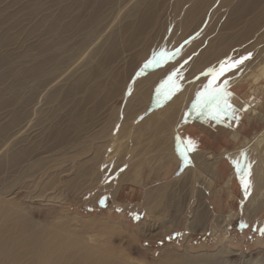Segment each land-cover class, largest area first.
<instances>
[{"label": "bare ground", "instance_id": "1", "mask_svg": "<svg viewBox=\"0 0 264 264\" xmlns=\"http://www.w3.org/2000/svg\"><path fill=\"white\" fill-rule=\"evenodd\" d=\"M11 1L19 5L25 38L18 41L12 30V36L0 38V82L7 81L0 83V264H129L100 246L105 240L75 236L31 204L59 199L58 189L93 188L114 131L116 146L126 135L133 143L150 123L161 133L155 146L173 148L165 141L172 135L169 126L180 119L178 101L189 105L222 66L246 57L219 77L249 68L255 71L252 83L264 89V0ZM168 86L176 94L172 101L162 99L135 123ZM252 113L264 122V113L256 108ZM153 133L142 135L153 139ZM260 144L264 130L256 137V147ZM203 156V166L212 168L209 159L217 157L196 155L200 166ZM106 163L110 169L111 161ZM136 164H126L119 179ZM164 191L153 189L156 196ZM263 195L262 186L246 205L256 204L255 210ZM150 197L147 217L137 227L145 239L176 228L183 215L180 199L157 209ZM207 213L197 197L184 226L203 230ZM223 217L216 221L225 229ZM211 227L216 236L218 229ZM229 250L220 247L170 264H247L243 258L229 262Z\"/></svg>", "mask_w": 264, "mask_h": 264}, {"label": "rangeland", "instance_id": "2", "mask_svg": "<svg viewBox=\"0 0 264 264\" xmlns=\"http://www.w3.org/2000/svg\"><path fill=\"white\" fill-rule=\"evenodd\" d=\"M16 4L11 0H0V17L5 19L0 23L1 39L12 35L18 41L25 38L21 31L24 30L22 17L20 19L22 13H18L19 5ZM6 14L9 15L8 18ZM9 30L13 31L12 35ZM254 73V70L247 68L246 71L239 70L234 75L223 78L224 80L219 76L215 79L208 78L205 80L206 88L203 85L202 92L190 99L189 105H186L187 100L180 99V119L175 125L169 126L172 135L168 131L165 141L173 142V148H164V144L155 146L161 133L152 128L150 123L143 125L141 136L138 135L139 138L133 140L134 144L130 143L132 141L126 135L116 146L114 131L106 149L105 161L100 165L103 172L93 188L58 189L55 196L59 199L34 201L30 204L45 213L52 224L64 227L75 236L86 233L90 238L105 240L106 242L99 243L100 246L129 264L176 263L187 260V255H205L228 246L231 251L229 250L227 258L231 263H236L241 258L247 260V264L263 263L264 195L261 205L255 210L253 207L256 204L246 205L258 188L264 187V144L256 147V137L264 130V122L253 118L252 113L253 108L264 113V89L252 83L251 74ZM4 80L0 83L6 85L7 81ZM211 81H217L213 88L221 91L214 101L206 102L205 97L213 89L209 87L212 85ZM173 86L161 90L154 97L155 100L152 99L154 102L150 104L151 108L139 114L135 123L151 109L159 108L162 99L172 101L176 96L174 92H169L174 89ZM252 89L254 92H251ZM116 103L121 104L122 100L116 99ZM149 130L155 134L154 141L142 135ZM233 134L235 137H232ZM261 152L263 158L259 156ZM202 153H212L217 157L209 159L212 168L203 166L206 160L204 156L202 166L196 161V155ZM119 156H123L120 162L122 167H118V162L115 164ZM133 160L137 163V169L129 170L120 180L125 165ZM106 161H111V168L107 170ZM228 180L229 185H226ZM242 180L248 182L247 188ZM158 187H164L165 191L156 196L153 189ZM52 191L48 189L47 192ZM149 197L152 199L151 205L153 203V207L157 209L180 199L183 211L176 228L154 239H145L137 233L140 221L147 217L145 201ZM197 197L203 200L208 213L204 229L197 226L192 232L184 224L191 216L193 202ZM219 215L224 216L223 220L227 223L225 229L217 226L216 219ZM211 226H217L216 236L212 234Z\"/></svg>", "mask_w": 264, "mask_h": 264}, {"label": "snow or ice", "instance_id": "3", "mask_svg": "<svg viewBox=\"0 0 264 264\" xmlns=\"http://www.w3.org/2000/svg\"><path fill=\"white\" fill-rule=\"evenodd\" d=\"M243 59H246V57L242 58L240 61H237V62H235L231 65H228L226 67L222 66V68H221L220 72L217 74V76L223 75L225 70H231V68L236 67L239 63L243 62ZM214 79H215V77H214ZM220 91H221V89H219V88H213L212 91L210 93H208L207 96L205 97L206 102H209L210 100L214 101L216 99L217 95L220 93ZM242 183L244 184L245 188H247L248 182L246 180H242Z\"/></svg>", "mask_w": 264, "mask_h": 264}]
</instances>
